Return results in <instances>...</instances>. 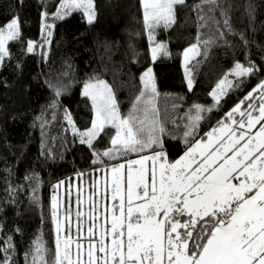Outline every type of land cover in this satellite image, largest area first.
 <instances>
[{"label": "snow or ice", "instance_id": "obj_1", "mask_svg": "<svg viewBox=\"0 0 264 264\" xmlns=\"http://www.w3.org/2000/svg\"><path fill=\"white\" fill-rule=\"evenodd\" d=\"M140 4L151 61L170 58L169 44L156 34L176 25L178 6H185L187 0H140ZM233 7L228 0H198L190 6L198 30L207 29L209 34L198 31L196 42L182 53L189 91L193 71L201 63L198 58L218 43H227ZM254 11L250 4L249 17ZM74 13H82L93 24L96 0H60L51 18L63 20ZM41 17L44 42L28 40L29 53L51 43L55 23L47 22V11ZM21 29L16 15L0 25V66L10 58L9 42L23 39ZM261 70L251 61L247 65L237 61L210 95L218 105L227 95L226 86L238 88ZM50 87L57 97L67 90L63 85ZM82 95L92 104L90 126L81 130L67 109L64 119L79 143L92 150V163L102 166L94 169L100 178L89 185L87 214L80 210L81 191L72 178L53 185L49 204L52 246L42 234L37 236L25 253L27 264H264V80L202 138L194 137L212 107L193 104L184 113L182 125L172 120V125L182 127L187 144V151L175 161H169L164 150L168 122L160 119L157 100L161 94L152 67L141 74L140 90L126 113L113 84L100 76L83 83ZM56 106L53 101L51 107ZM105 137L108 146L96 149L95 144ZM189 138H193L191 143ZM132 155L136 158H129ZM106 160L115 163L106 164ZM28 179L36 183L32 199L39 204V178ZM13 248L8 237L0 249L4 254L0 264H12L8 253Z\"/></svg>", "mask_w": 264, "mask_h": 264}, {"label": "trees", "instance_id": "obj_2", "mask_svg": "<svg viewBox=\"0 0 264 264\" xmlns=\"http://www.w3.org/2000/svg\"><path fill=\"white\" fill-rule=\"evenodd\" d=\"M59 2L0 0V25L19 16L23 35L21 41L9 42L10 58L0 66V249L12 237L14 248L8 253L12 264H27L25 253L41 234L52 246L49 204L53 185L67 178H72L73 184L76 180L79 184L91 183L99 176L94 169L102 166L92 163V150L79 143L64 119L67 109L81 130L90 126L92 104L82 95L83 83L89 77L97 75L113 84L121 110L126 113L140 90L141 74L152 66L161 94L157 100L160 119L168 122L164 150L169 161L187 151L183 129L172 125V120L182 125L184 113L193 104L212 107L194 137L202 138L264 80V0H228L234 5L230 13L232 31L225 37L226 44L220 42L205 57L198 58L201 63L193 71L191 91L181 53L196 42L198 31L209 34L207 29L198 30L196 13L190 8L198 0L178 6L176 25L158 31V39L169 44L172 55L155 63L150 59L140 0H96L97 19L93 24H88L82 13L53 20L51 14ZM250 4L255 9L251 17L247 12ZM44 11L50 14L47 22L55 23L51 43L29 53L28 40L44 42ZM237 61L246 65L251 61L262 70L245 78L240 87L227 89L217 105L210 93ZM50 85H63L67 90L57 97ZM53 101L55 108L51 107ZM192 141L189 138V143ZM107 146V137L95 144L101 151ZM78 172L86 175L77 177ZM33 175L39 178V204L32 199L36 183L28 177ZM3 259L0 252V261Z\"/></svg>", "mask_w": 264, "mask_h": 264}, {"label": "rangeland", "instance_id": "obj_3", "mask_svg": "<svg viewBox=\"0 0 264 264\" xmlns=\"http://www.w3.org/2000/svg\"><path fill=\"white\" fill-rule=\"evenodd\" d=\"M156 38L158 39V32H157V34H156ZM158 40H160V39H158ZM166 42V41H165ZM184 51V50H183ZM149 52H150V48H149ZM183 53V52H182ZM182 53H181V58H182V63H183V65H184V62H183V57H182ZM150 67V66H149ZM152 67V66H151ZM233 79V77H229V80H232ZM226 91H227V86H226ZM259 127V125H257V128ZM99 180V179H98ZM74 185L75 186H77L79 189H80V191H81V200H82V204L80 205V210L82 211V212H84L85 214H87V212L89 211V207H88V200H87V197H88V195H89V188H88V185L86 186V187H84V186H82V187H80V185H79V183H78V180H76L75 181V183H74ZM60 195L63 197V199H62V204L63 205H66V203H67V201H66V199H67V197H66V195H65V189L64 188H62L61 190H60ZM73 200H75V188H74V195H73ZM105 204L107 205V201H105Z\"/></svg>", "mask_w": 264, "mask_h": 264}, {"label": "crops", "instance_id": "obj_4", "mask_svg": "<svg viewBox=\"0 0 264 264\" xmlns=\"http://www.w3.org/2000/svg\"><path fill=\"white\" fill-rule=\"evenodd\" d=\"M100 177L98 176L97 177V181H99L98 179H99ZM234 183H235V181H233ZM80 185V187H82V186H84V187H86L87 185H88V188H89V185H90V183H88V182H84V183H81V184H79Z\"/></svg>", "mask_w": 264, "mask_h": 264}]
</instances>
